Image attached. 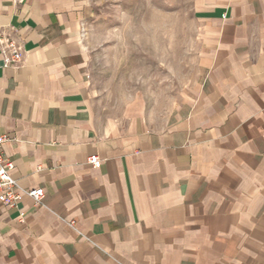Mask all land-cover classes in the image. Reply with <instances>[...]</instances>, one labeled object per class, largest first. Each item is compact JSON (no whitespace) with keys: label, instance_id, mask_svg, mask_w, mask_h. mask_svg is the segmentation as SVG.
<instances>
[{"label":"crops","instance_id":"1","mask_svg":"<svg viewBox=\"0 0 264 264\" xmlns=\"http://www.w3.org/2000/svg\"><path fill=\"white\" fill-rule=\"evenodd\" d=\"M192 5L188 93L102 120L75 0H0V135L45 192L0 203V264H264V0Z\"/></svg>","mask_w":264,"mask_h":264},{"label":"rangeland","instance_id":"2","mask_svg":"<svg viewBox=\"0 0 264 264\" xmlns=\"http://www.w3.org/2000/svg\"><path fill=\"white\" fill-rule=\"evenodd\" d=\"M88 54L91 102L99 119L133 99L168 112L195 78L193 0H75Z\"/></svg>","mask_w":264,"mask_h":264},{"label":"built area","instance_id":"3","mask_svg":"<svg viewBox=\"0 0 264 264\" xmlns=\"http://www.w3.org/2000/svg\"><path fill=\"white\" fill-rule=\"evenodd\" d=\"M0 48L6 67L20 64L23 57L22 49L15 40L6 38L0 34ZM8 140L7 135H0V203L4 206L17 207L25 196L39 203L45 195L44 189H23L19 186L17 179L13 175L14 163L4 150V145ZM89 162L93 166H97L99 164L98 156H91ZM69 224L74 225L75 222L71 221Z\"/></svg>","mask_w":264,"mask_h":264}]
</instances>
